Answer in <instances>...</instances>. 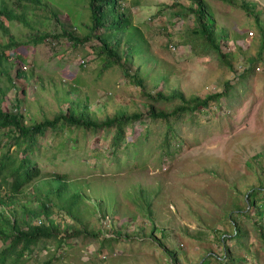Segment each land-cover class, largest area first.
I'll return each instance as SVG.
<instances>
[{
  "label": "rangeland",
  "instance_id": "1",
  "mask_svg": "<svg viewBox=\"0 0 264 264\" xmlns=\"http://www.w3.org/2000/svg\"><path fill=\"white\" fill-rule=\"evenodd\" d=\"M205 1L214 32L226 36L223 52L236 54L240 48L246 59L259 40L253 17L230 4ZM246 1L257 4L264 22V0ZM88 2L42 0L39 6L0 0V11L24 15L20 22L0 13V42L10 35L18 42L8 49L11 61L0 63L4 111L22 112L26 126L54 119L71 105H87L101 119L133 115L116 145V128L59 124L37 137L27 154L39 167V177L14 197L0 181V196H8L9 203L0 206V229L7 230L4 220L13 212L22 227L26 220L32 225L38 218L44 221L40 204L46 203L50 219L75 235L62 234L61 242L39 239L23 258L14 254L4 264H264V242L256 231V224H264V194L248 197L249 205L244 201L253 187L264 189V66L245 74L249 63L239 57L229 68L207 41L195 36L192 15H172L191 0H124L121 10L142 29L149 50L147 59L136 53L122 66L143 78L151 97L223 93L205 113L178 110L168 119L154 118L151 106L176 110L180 100H151L120 64L99 54ZM63 31L83 41H71ZM44 33L50 36L34 44L32 39ZM13 135L9 130L0 134L2 154L17 151ZM25 147L18 150L19 159ZM75 193L80 199L71 205ZM254 200L260 212L250 205ZM70 205L74 217L68 215ZM239 207L248 215L239 216ZM27 211L38 215L25 220ZM236 219L248 231L241 241L234 233ZM158 239L175 259L158 247ZM7 243L0 236V251ZM226 246L239 261L220 263Z\"/></svg>",
  "mask_w": 264,
  "mask_h": 264
},
{
  "label": "trees",
  "instance_id": "2",
  "mask_svg": "<svg viewBox=\"0 0 264 264\" xmlns=\"http://www.w3.org/2000/svg\"><path fill=\"white\" fill-rule=\"evenodd\" d=\"M30 3L34 5H42V0H28ZM124 0H89L88 6L91 12V33L94 38L99 42V54H105V60L109 61V63H118L121 67L124 66V63L127 61H132L134 55L136 53H140L139 55L145 56L148 55V42L145 38V35L142 29L136 26L132 22V16L124 12V9L121 10V2ZM226 4H230L237 8L243 10L247 15L253 17L256 28L259 32V40L256 42L255 49L253 53L246 57L242 53L239 48L236 51V54H232L231 52L224 53L221 49L222 42L226 39V36L223 32H214V19L213 15L208 9L207 3L205 0H191L190 6H186L181 11L172 12L173 16L184 18L187 15H192L194 21L197 24V28L193 30L195 36H201L203 40L207 41L210 44L209 49L217 51L222 59H224L229 66V68H233L234 61L237 58H244L246 63L248 62V70H245L244 73H248L249 71L254 72L259 64L264 66V22L261 19L260 12L258 11V6L253 1L246 0H218ZM170 7L175 8V4ZM1 14H5L10 20H18L22 22L23 16L16 17L13 15L11 9H5L4 11H0ZM98 33V34H96ZM63 35L68 37L69 40L79 42L83 41L77 37H75L69 31H63ZM8 41L0 42V63L5 60H10L8 58V49L18 45V42L14 39L13 35H10ZM50 36L49 33H44L37 35L32 39L34 44L39 42H43L46 38ZM54 37H58V35H52ZM247 63V64H248ZM123 65V66H122ZM235 66V64H234ZM124 74L131 77L135 84L141 88L142 92L151 100H175L179 99L181 102V106H179L176 110L172 109L170 111H157L151 106L149 110V114L154 118H163L168 119L177 111H192L193 109H199V111L205 113L206 106H208L212 101H217L223 97V93H214L208 94L205 97H190L185 98L181 93H172L169 97H164L162 93L156 94L155 97H151L149 93L146 92V88L144 86L143 78L139 76L138 73L130 74L127 73L125 67H123ZM9 74V73H8ZM236 74V73H235ZM19 75L21 72L19 71ZM241 74H239L240 76ZM22 76V75H21ZM239 78V77H238ZM25 79V78H24ZM232 84V83H231ZM230 81L226 85V88L229 89ZM226 91V90H225ZM237 94H235L236 96ZM136 118H140V114L135 115ZM133 119V115L125 116L124 114H116L112 117H106L104 119L97 118L95 114L91 113L89 110V106L84 105L81 108L78 106H68L67 112H60L58 115L54 117V119H47L45 121H40L39 123L26 126L24 124V116L21 113H10L3 110L0 105V134L4 130H9V132L14 133L13 140L15 141V146L17 148V153L10 151V148L7 152L1 153L0 146V181H3L9 187V195L13 194V197L21 192V189L25 186L31 184L35 179H37L40 175L39 167L32 161L31 157L27 154L30 152L31 148L35 146L37 142L38 136H44L49 129H56L60 124L63 126L67 125L69 127H77V128H85V129H111L116 128L114 143L117 144L123 138L124 135V126L129 124L130 120ZM26 144V147L23 149L24 157L19 159L18 150L22 149L23 144ZM1 145V143H0ZM3 146V145H2ZM11 179V183L8 181ZM58 180L63 181V177L58 176ZM64 182V181H63ZM263 182H260L261 188H263ZM250 191H254L250 193ZM248 190L244 195V201L246 198H251L257 193H263L264 189L257 190L256 187H253L251 190ZM7 196V197H8ZM0 196V206L4 208L6 204L5 198ZM9 199V198H8ZM80 199V196L76 195L74 201L71 205H76L77 201ZM13 201V198L10 199ZM71 205L68 209V215L70 217H74L72 213ZM249 205V203H248ZM250 205L255 207L257 212H260V205L258 204V200L252 201ZM50 207L46 203L40 204V213L45 215V220L40 224H30L27 219L30 217L37 216L38 213L26 212L24 226H21V222L17 218V212H13L12 217H5L4 224L7 230L0 229V236L4 237V241L8 240V243L5 247L0 251V264H4L7 261V258L13 257L16 255L17 259H21L24 257L27 251H31L32 247L37 244L39 239H47V240H57L60 239L61 235L64 234L65 237H72L75 235V232L72 228L66 227L63 228L57 224L54 220L50 219ZM239 216L248 215V213L239 207ZM2 217L3 215L0 214ZM235 224V237L237 240L241 241L246 238L248 231L244 228L243 225L238 222V220H234ZM256 231L258 236L264 242V224L258 223L256 224ZM97 238L98 236L95 235ZM156 240V239H155ZM156 244L158 247L168 252L162 242L158 239ZM223 258H219L220 263L225 261L226 263L239 261L238 258L234 257V253L231 251L230 247H224ZM231 252V253H229ZM233 253V254H232ZM171 259H175L174 252H168ZM213 255H211V258Z\"/></svg>",
  "mask_w": 264,
  "mask_h": 264
},
{
  "label": "built area",
  "instance_id": "3",
  "mask_svg": "<svg viewBox=\"0 0 264 264\" xmlns=\"http://www.w3.org/2000/svg\"><path fill=\"white\" fill-rule=\"evenodd\" d=\"M170 48H171V52H174V53L177 52L175 46H170ZM42 222H43L42 220H38L37 224H40V223H42Z\"/></svg>",
  "mask_w": 264,
  "mask_h": 264
},
{
  "label": "clouds",
  "instance_id": "4",
  "mask_svg": "<svg viewBox=\"0 0 264 264\" xmlns=\"http://www.w3.org/2000/svg\"><path fill=\"white\" fill-rule=\"evenodd\" d=\"M16 113H21V114H22V112H16ZM38 220H42V219L38 218ZM42 221H43V220H42Z\"/></svg>",
  "mask_w": 264,
  "mask_h": 264
},
{
  "label": "crops",
  "instance_id": "5",
  "mask_svg": "<svg viewBox=\"0 0 264 264\" xmlns=\"http://www.w3.org/2000/svg\"><path fill=\"white\" fill-rule=\"evenodd\" d=\"M166 4V3H165ZM7 97V96H6ZM4 102L2 103V108H3ZM4 110V109H3Z\"/></svg>",
  "mask_w": 264,
  "mask_h": 264
}]
</instances>
